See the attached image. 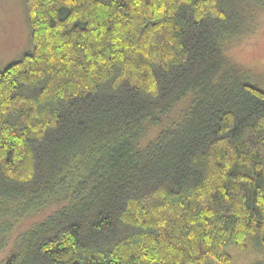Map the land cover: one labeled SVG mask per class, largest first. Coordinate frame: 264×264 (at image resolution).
Wrapping results in <instances>:
<instances>
[{
    "label": "trees",
    "instance_id": "obj_1",
    "mask_svg": "<svg viewBox=\"0 0 264 264\" xmlns=\"http://www.w3.org/2000/svg\"><path fill=\"white\" fill-rule=\"evenodd\" d=\"M26 16L32 49L0 69V215L20 214L0 264L264 247V74L232 52L264 0H26Z\"/></svg>",
    "mask_w": 264,
    "mask_h": 264
},
{
    "label": "rangeland",
    "instance_id": "obj_2",
    "mask_svg": "<svg viewBox=\"0 0 264 264\" xmlns=\"http://www.w3.org/2000/svg\"><path fill=\"white\" fill-rule=\"evenodd\" d=\"M32 49L30 27L26 16V0H0V69ZM244 67L264 74V20L256 33L232 49ZM262 70V71H261ZM20 211V210H19ZM0 215V232L9 234L15 229L20 216L18 210ZM19 214V215H18ZM29 220L24 221L26 225ZM232 264H264V247L233 249Z\"/></svg>",
    "mask_w": 264,
    "mask_h": 264
}]
</instances>
